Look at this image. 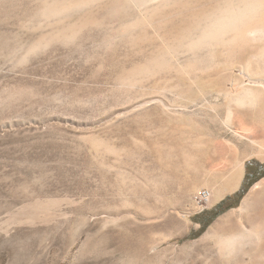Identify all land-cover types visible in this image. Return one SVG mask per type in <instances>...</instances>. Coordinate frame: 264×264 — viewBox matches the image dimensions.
<instances>
[{"label": "rangeland", "instance_id": "rangeland-1", "mask_svg": "<svg viewBox=\"0 0 264 264\" xmlns=\"http://www.w3.org/2000/svg\"><path fill=\"white\" fill-rule=\"evenodd\" d=\"M166 2L0 0V264H213L225 217L260 224L234 261L264 264V4L239 39L205 34L243 0Z\"/></svg>", "mask_w": 264, "mask_h": 264}, {"label": "bare ground", "instance_id": "bare-ground-1", "mask_svg": "<svg viewBox=\"0 0 264 264\" xmlns=\"http://www.w3.org/2000/svg\"><path fill=\"white\" fill-rule=\"evenodd\" d=\"M83 1H85V0H83ZM147 1L148 0H146V1L143 0V3L142 4L145 5L147 3ZM165 1L168 2V0H165ZM247 1L243 0V4H241V7L239 9H237L238 10L237 12L233 11L232 14H229L228 12H227L228 15L224 14V15H226V17H224L220 21V23L217 22V20H216V22H215L216 25L215 26L212 25V27H210L208 29L207 33L205 34V37H208V38L221 37L222 38V36L224 34H226L228 31H230V30L231 31L232 30L234 31V29L238 28V29H236L237 32L235 30V32L237 33L236 34L237 35L236 36L237 38L239 37V39H241L242 36H244L246 38L247 37L248 38L249 37L256 38V36L258 35L257 34L258 33V30H259L257 28L258 25L256 27V25H251L252 22H250V25L244 27V25H245L244 23L249 20L250 16H252L251 13L255 9H257V8H259L260 10L262 9V6L263 5L261 6V4H264V0H263V3H261L260 0H259L260 3L257 2V0H254V1L252 0V1H248V2ZM149 2H151V3H153V2H159V0H149ZM115 3H117V2H115ZM156 9H158V8H156ZM229 9L232 11L231 8H229ZM224 10H225V8H224ZM224 13H225V11H224ZM237 22H239V24L237 26H234L235 24H237ZM223 38H224V36H223ZM194 46H197L198 47V45H194ZM165 48H166V46H165ZM235 97H236V103L238 102L240 104H245V103L251 102V101L252 102H255L258 99V96L255 95L251 91V89L248 90V91H243V92H240V90H239V93ZM233 101H234V99H233ZM231 116H232V114L230 115V117ZM213 121H215V120H213ZM203 122L205 123V121H203ZM230 125H228V126H230ZM208 127L209 126H207V128ZM252 142L258 148L256 149V147L254 146V149L255 150H253V151H256V153H253L252 152L248 156H251V157L252 156H254V157L257 156L259 159H262L264 161V142L263 141L257 142L256 139H254V141H252ZM222 144L224 145V143H222ZM219 150L221 151V154L222 153H225V154L227 153V152H225L227 150V148H225V146L219 147ZM237 170H239V169H237ZM240 180H241L240 177H238L235 181H233L232 186H230V188L227 191H225V192L223 191V192L226 194L227 192L234 191L236 189V187L240 184L239 183ZM260 186H262V184H257L254 188L257 189V188H260ZM255 189H254V191H255ZM221 194H220V196H221ZM225 194H222V196L225 195ZM253 194L254 193H252V195L244 202V204L242 205V207L239 208L238 211L240 212V214L242 216H244V215L245 216H249L252 213H256L257 212V210H258V203L255 201L256 198L254 199V195ZM237 225H239L237 222L231 221L228 217L222 218L213 228H211V230L200 241L203 244H205L204 245L205 250H203V251H208L209 252L211 250V247H212V245H211L212 243L211 242H213V241H214V244L216 246H218V256H217L218 259H216V258L212 259L213 260V264H236V263H238V261L237 260L234 261V259L236 258V255H238L240 253V251L242 249V246L245 244V242L247 241V239L251 235H254L255 236L257 234L259 236V234H260V224L252 225L251 226V229L244 228V229H241L240 231H238L239 229L237 228ZM236 228H237V231H235ZM210 253H211V251H210Z\"/></svg>", "mask_w": 264, "mask_h": 264}, {"label": "trees", "instance_id": "trees-1", "mask_svg": "<svg viewBox=\"0 0 264 264\" xmlns=\"http://www.w3.org/2000/svg\"><path fill=\"white\" fill-rule=\"evenodd\" d=\"M253 177H255L254 176V172H251V171H247V175H246V177H245V179H244V181H243V184H242V186H241V188H240V190L237 192V193H235L233 196H229V197H227L224 201H222L221 203H220V205L221 206H224V204H226V203H229L231 200H237V202H240L242 199H243V197L246 195V193L248 192V190L251 188V186L255 183V182H257V181H259L263 176H256V179L253 181V183H251V178H253ZM251 184V185H250ZM236 206V205H235ZM234 207V205H231V206H228V207H226L224 210H221V211H218L215 215H214V217L212 218V219H210V221H208V222H203V224H202V228H201V231L202 232H204L208 227H209V225L216 219V218H218L220 215H222L224 212H226L228 209H230V208H233Z\"/></svg>", "mask_w": 264, "mask_h": 264}, {"label": "built area", "instance_id": "built-area-1", "mask_svg": "<svg viewBox=\"0 0 264 264\" xmlns=\"http://www.w3.org/2000/svg\"><path fill=\"white\" fill-rule=\"evenodd\" d=\"M211 202L212 194L208 190H203L199 192L194 198V203L200 209L201 212L209 209Z\"/></svg>", "mask_w": 264, "mask_h": 264}, {"label": "crops", "instance_id": "crops-1", "mask_svg": "<svg viewBox=\"0 0 264 264\" xmlns=\"http://www.w3.org/2000/svg\"><path fill=\"white\" fill-rule=\"evenodd\" d=\"M244 179H245V176H243L242 177V179H241V181H240V184L236 187V189L234 190V191H232V192H227L226 194L224 193L225 191L223 190V188L220 190V191H217L216 193H215V199H216V203L217 204H219L220 202H222L227 196H229V195H232V194H234V193H236L237 191H239V189H240V187H241V185H242V183H243V181H244ZM252 186H256V185H252ZM224 191V192H223ZM225 194V195H223L222 196V194ZM220 194H221V196H220Z\"/></svg>", "mask_w": 264, "mask_h": 264}]
</instances>
